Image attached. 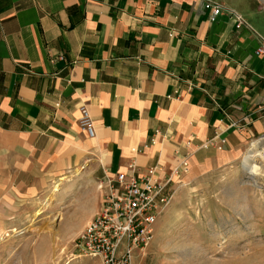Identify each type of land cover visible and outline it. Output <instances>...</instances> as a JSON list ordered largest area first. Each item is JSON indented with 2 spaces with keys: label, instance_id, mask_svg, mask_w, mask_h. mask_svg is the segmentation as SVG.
<instances>
[{
  "label": "crops",
  "instance_id": "crops-1",
  "mask_svg": "<svg viewBox=\"0 0 264 264\" xmlns=\"http://www.w3.org/2000/svg\"><path fill=\"white\" fill-rule=\"evenodd\" d=\"M212 5L221 10L213 20ZM258 48L264 0H0L5 186L33 194L75 173L97 190L86 221L108 179L153 170V179L170 180L167 219L188 221L184 207L194 199L181 192L232 168L264 136ZM81 106L93 120L92 138L79 125ZM158 218L132 264L165 251ZM172 237L167 250H175Z\"/></svg>",
  "mask_w": 264,
  "mask_h": 264
},
{
  "label": "rangeland",
  "instance_id": "rangeland-1",
  "mask_svg": "<svg viewBox=\"0 0 264 264\" xmlns=\"http://www.w3.org/2000/svg\"><path fill=\"white\" fill-rule=\"evenodd\" d=\"M245 153L232 168L207 174L196 188L181 192L194 199L184 207L188 221L167 219L168 206L163 210L158 220L165 251H154L148 264H264V173L244 174ZM7 175L0 170V264H98L76 246L96 214L84 221L97 205V190L87 180L69 173L27 194L5 186ZM191 219L196 226H189ZM178 224L184 225L175 231ZM173 234L175 250H167ZM143 256L133 249L131 260Z\"/></svg>",
  "mask_w": 264,
  "mask_h": 264
},
{
  "label": "built area",
  "instance_id": "built-area-1",
  "mask_svg": "<svg viewBox=\"0 0 264 264\" xmlns=\"http://www.w3.org/2000/svg\"><path fill=\"white\" fill-rule=\"evenodd\" d=\"M210 8L213 20L221 10L219 5ZM235 20V26L240 28L242 19L236 16ZM262 53L263 48L256 50V54ZM79 113L81 130L92 138L95 127L88 110L81 106ZM224 143V139L219 140L218 148ZM181 166L185 168L186 162H181ZM152 175L153 170L138 178L119 173L106 181L105 187H101V206L77 239L76 246L84 256L98 259L100 264H132V250L142 251L148 247L153 226L171 198V194H164L170 180L161 183Z\"/></svg>",
  "mask_w": 264,
  "mask_h": 264
},
{
  "label": "bare ground",
  "instance_id": "bare-ground-1",
  "mask_svg": "<svg viewBox=\"0 0 264 264\" xmlns=\"http://www.w3.org/2000/svg\"><path fill=\"white\" fill-rule=\"evenodd\" d=\"M241 169L244 174L251 177L257 176L256 171L264 173V140H254L250 144L245 153V161ZM262 188H264V183Z\"/></svg>",
  "mask_w": 264,
  "mask_h": 264
}]
</instances>
